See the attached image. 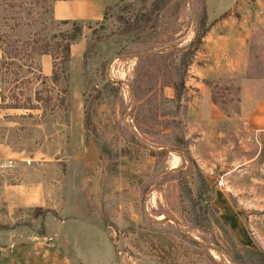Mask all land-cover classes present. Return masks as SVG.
I'll list each match as a JSON object with an SVG mask.
<instances>
[{"label":"rangeland","instance_id":"rangeland-1","mask_svg":"<svg viewBox=\"0 0 264 264\" xmlns=\"http://www.w3.org/2000/svg\"><path fill=\"white\" fill-rule=\"evenodd\" d=\"M51 1L0 0L2 49L11 50L16 38L70 31L51 19ZM151 1L107 0L102 19L83 21L77 42L89 54L75 80L70 71L61 109L54 85L35 79L42 75L38 55V70L0 60V165L12 161L0 167V188L26 184L66 213L81 264H264V132L210 130L209 142L185 138V86L172 101V83L188 77L177 51L211 21L207 0H166L153 11ZM148 15L145 27H129ZM256 57L253 64L262 65ZM35 92L52 98L36 100ZM214 93L226 111L235 110L232 84ZM179 131L185 144L174 142ZM178 169L187 171L185 185ZM31 208L11 207L0 195V224L37 226ZM88 237L96 246H86Z\"/></svg>","mask_w":264,"mask_h":264},{"label":"crops","instance_id":"crops-1","mask_svg":"<svg viewBox=\"0 0 264 264\" xmlns=\"http://www.w3.org/2000/svg\"><path fill=\"white\" fill-rule=\"evenodd\" d=\"M225 2H204L211 21L187 66L182 115L185 138L189 137L192 142H209L210 130L264 132V63L253 64L256 54L264 62V0ZM106 4L107 0H52L49 13L54 20L98 21L103 17ZM231 6L235 9H229ZM213 7L219 13L224 9L230 11L226 16H213ZM189 42L187 40L184 46ZM83 49L84 44L80 40L69 46L68 76L75 69L74 78L71 76L70 80H75L80 69ZM1 55L0 50V58ZM37 60L42 75L48 76L50 56L40 54ZM231 84L235 88L233 112L226 111L222 106L224 101L218 104L213 97L216 86L229 87ZM3 114L4 110L0 108V117ZM11 163L9 159L4 160L0 167L7 168ZM28 188L21 183L3 185L0 195L11 207L52 209L56 217L49 212L45 215L41 235L26 226L0 231L2 237L8 236L0 240V264H81L74 251L73 224H65L66 213L51 206V201L45 199L42 193L31 192ZM223 206L230 210L226 203ZM85 225V228L93 229L91 224ZM96 243V237L86 239V246H96Z\"/></svg>","mask_w":264,"mask_h":264},{"label":"trees","instance_id":"trees-1","mask_svg":"<svg viewBox=\"0 0 264 264\" xmlns=\"http://www.w3.org/2000/svg\"><path fill=\"white\" fill-rule=\"evenodd\" d=\"M166 0H152L150 2V9L151 11L157 9L159 6L164 5ZM205 11V10H204ZM150 15L145 16L141 21L130 24L129 27L133 28H142L147 25L148 22L151 21ZM205 16V14H204ZM51 17V16H50ZM52 19V17H51ZM53 21L59 23V24H69L71 26L70 31H63L59 32L57 34H51L49 36H43L38 37L36 35H33L31 37H28L26 39H19L16 38L13 40L14 47L11 50H3L2 46L0 44V50L2 52L0 60L4 65L13 64L19 68L25 67L28 69V71L32 70V65H36L34 69L38 70V65L34 63V58L37 55L40 54H48L51 58V69L49 76H44L38 74V76L35 77L36 80L42 81L47 80L50 84L54 85L55 89H57V93H55L54 99L56 100L55 107L57 109H61L64 107V104L67 106L69 101V91H68V65H69V46L71 43L77 41L81 34V29L83 27V21L80 20H54ZM209 23L207 22L205 24L204 29L196 33L194 36V39L190 41V43L180 49L179 52L181 57L178 56L176 59L177 64H179V70H183V68H187V65L190 62L191 57L194 54V51L196 50L197 43L199 42L202 35L205 33V31L208 28ZM89 47L86 46L82 53V62L81 67L82 70H84L86 59L88 57ZM27 61V63H26ZM15 73V72H14ZM184 81L182 77H179L176 82L172 83V89H173V100L177 101L180 98V94H182V90L184 88L183 85ZM34 97L36 100L41 99L37 92L34 93ZM52 96L49 94H46L44 99L45 103L50 101ZM4 101L2 92L0 90V104ZM178 103V102H177ZM178 105V104H177ZM176 105V108L178 107ZM10 108H24V109H33L36 108L35 106H17L16 104L8 106ZM67 117V116H66ZM68 121V118L67 120ZM86 119H84V125H86ZM174 142L177 144H185V140L183 137L182 132H177L175 135H173ZM175 143H173L175 148ZM158 154H161L162 152H157ZM173 172H176L178 177L180 178V182L183 180L182 185H185V176L187 175V171H183L182 169L174 170ZM201 184L207 188L206 182L202 179ZM32 211H36L37 218V226H34L33 223H30V221H22V222H15L10 225L6 224H0V231L2 230H8L12 229L17 226H26V227H32L34 232L38 235H41L43 230V221L45 218V215L49 212L51 215L56 217L55 212L52 209H45L41 207H32Z\"/></svg>","mask_w":264,"mask_h":264}]
</instances>
